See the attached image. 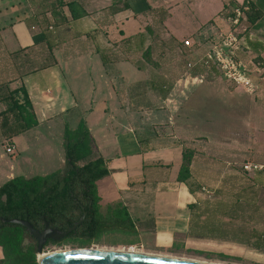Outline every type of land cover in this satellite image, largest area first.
Returning <instances> with one entry per match:
<instances>
[{
	"label": "crops",
	"instance_id": "0c3cea01",
	"mask_svg": "<svg viewBox=\"0 0 264 264\" xmlns=\"http://www.w3.org/2000/svg\"><path fill=\"white\" fill-rule=\"evenodd\" d=\"M243 1L232 2L235 7H231L234 9ZM253 2L262 16L254 24L247 21L242 49H246L252 59L260 55L264 63V9ZM80 3L88 13L83 18L73 20L68 7H64L60 16L56 12L46 14L48 25L31 19L30 27L22 21L30 15L20 13L18 20L8 21L9 18L4 17L9 12L1 8L2 55L12 57L15 52L28 53L36 48L46 49L50 54V45L54 57H48L52 65L25 72L26 83L23 81L12 89L24 85L28 90L39 121L33 129L44 124L51 113H77L74 125L64 122L62 135L66 122L75 128L84 119L95 143L97 154L94 157L109 160L108 169L113 174L112 184L105 181L98 187L97 182L98 192L100 188L103 193L99 194L101 208L106 206L107 211L121 204L119 199L127 201L135 217L131 216L127 205L123 202L121 205L127 208L131 220L137 222L139 219L140 222L146 218L150 221L148 224H152L147 230L152 232L155 244L170 246L177 232L182 230L176 226L177 217L182 214L189 217L198 205L195 194L185 183L179 182L177 176L183 149L190 147V136L198 129L191 128L190 120L192 118L197 124L203 120V109L199 106L205 89L196 86L204 81L207 71L218 74L215 67L202 62L216 41L210 40V36L195 40L192 35L200 34L199 29L183 38L176 35L170 22L176 0H80ZM225 9L223 3L215 17L222 22L218 32L227 31L232 25L233 10L225 15ZM215 18L210 22H215ZM45 28L50 30L48 35H45ZM185 40L191 45L186 46ZM255 65L254 71L261 76L263 87L264 66ZM46 78L49 84L43 86L42 81L40 85L39 80ZM19 82L20 79L13 86ZM3 108L0 103V111ZM40 111L43 118L39 116ZM125 121L130 122L128 126ZM126 127L135 133L134 144L138 147L134 148L133 156L116 148L119 133L115 129ZM33 129L13 137V153H7L0 142V187L16 176L18 164L17 157L5 163L2 160L14 155L17 146L25 153L36 148L35 141L25 137ZM142 143L146 148L139 154ZM39 153L37 149L36 156ZM157 154L162 155L163 162H147ZM136 157L142 159L133 161ZM35 166L40 169L39 161ZM22 167H30L28 158ZM129 169L135 174L127 176ZM145 183H151L149 192L155 191L156 195L144 209L138 199L123 193H132L140 185L145 189ZM159 192L171 194L170 198L157 197ZM182 192L187 194L184 201H181ZM116 193L122 196L114 195ZM182 206L187 207L183 209ZM187 239L190 241L193 236ZM2 253L0 248V258Z\"/></svg>",
	"mask_w": 264,
	"mask_h": 264
},
{
	"label": "rangeland",
	"instance_id": "374dc122",
	"mask_svg": "<svg viewBox=\"0 0 264 264\" xmlns=\"http://www.w3.org/2000/svg\"><path fill=\"white\" fill-rule=\"evenodd\" d=\"M58 1L0 0V12H3L1 8L9 12L8 16L4 17V19L9 18L8 21L18 20L20 13H25L36 21L48 25L47 21L45 22L46 14L50 8L56 6ZM237 1L176 0V3H173L170 22L180 38L185 35L190 36L195 29H199L200 34L192 35L195 40L211 35L218 40V30L222 27V22L220 18L219 20L215 18L217 12L224 3L227 7L224 14L227 15L230 7L233 6L231 3L235 4ZM251 1L257 2L264 9V0ZM51 11L60 16V10ZM212 18H215V22H210ZM245 27H248V23H243L241 29ZM209 46L207 44L206 48ZM203 50L204 48L200 52ZM48 57L47 50L41 48L33 49L28 53L12 54V57L2 55L0 52V93L6 94L8 89L21 85L24 81V73L46 64ZM239 57L251 69L254 70L257 67L250 53L242 49V46ZM216 71L218 74H210L207 71L204 81L196 86L205 89L199 106L203 109V120L197 124L193 123L190 117L191 128L195 126L198 129L189 139L190 147L195 150V158L193 177L188 181V185L195 194L198 205L192 215L190 214L191 217L183 214L177 217L176 226L181 227L182 230L177 232L173 244L166 247L155 244L152 232L147 230L152 228V224H148L150 221L144 218L145 221L138 222L139 219L137 222L132 221L135 234L112 232L100 236L89 244H81L80 240H64L48 246L43 249V252L54 249L87 248L123 250L135 246L137 250L144 252L209 262L264 264V184L260 178H252L244 173L242 167L247 161L264 162V86L254 93H248L244 88L225 79L219 70ZM18 79L20 82L13 86ZM39 81L40 85L43 81V86L49 84L47 78ZM25 83L24 81L23 84ZM39 114L40 118H43L41 111ZM76 115L75 111L68 114L51 113L44 124L25 135L28 140L35 141V149L25 153L21 151L20 146H17L15 154L9 155L2 161L5 163L17 157L15 174L26 178L36 175L45 176L57 169H65L63 126L65 121L74 125ZM1 121L0 117V142L5 148L13 147V138H7L1 127ZM124 123L128 126L130 122ZM115 130L119 133L117 150L120 152L126 150L130 154H135L134 148L138 146L134 144V130L130 127ZM142 145L139 154L144 151L143 148H146L145 143ZM37 149L40 150L39 156H36ZM96 154L95 150L94 156ZM26 158L30 161V169L22 167ZM141 159L136 157L133 161ZM163 159L161 154H157L155 159L148 158L147 162L161 163ZM37 161H39L40 169L35 166ZM132 171L129 169L126 172L127 176L135 174ZM112 175L110 173L100 179L98 187L105 181L112 184V178H110ZM136 177L138 178V175ZM145 184H148L147 187L145 185V189L144 186L138 185L139 187H135L132 193L126 191L123 195L134 196L144 208L148 202L154 200L156 195L155 191L149 192L151 183ZM101 193L99 188L98 195L103 194ZM157 194V197L160 196L163 200H168L171 195L167 192ZM114 195L122 196L120 193ZM181 195L183 196L181 201L186 200L187 194L182 192ZM119 200L121 204L123 202L127 205L131 216L135 217L130 204L123 199ZM186 207L182 206L183 209ZM101 211L105 214L106 206H102ZM190 235L193 239L189 241L187 237ZM0 243L7 251L6 258L0 264H39L38 255L30 252L34 247L33 242L24 235L21 228L13 227L3 230L0 233Z\"/></svg>",
	"mask_w": 264,
	"mask_h": 264
},
{
	"label": "trees",
	"instance_id": "16d2710c",
	"mask_svg": "<svg viewBox=\"0 0 264 264\" xmlns=\"http://www.w3.org/2000/svg\"><path fill=\"white\" fill-rule=\"evenodd\" d=\"M64 7H68L73 20L88 15L80 0H59L48 12L58 9L62 13ZM236 7L247 8L245 13L251 24L256 23L262 16V11L251 0H244ZM232 10L233 8L230 11ZM32 18L24 17L22 21L27 22L30 27L29 20ZM49 32L50 30L45 28V35ZM215 38L213 35L209 37L210 40L217 42ZM48 49L50 58L53 59L52 47L48 45ZM13 54L16 55L18 52ZM253 61L260 67L264 66L260 55L254 57ZM50 65L52 64L47 61L38 68ZM247 74L257 86L262 87L261 76L257 72ZM0 103L4 106L0 111L1 127L8 139L23 134L39 124L29 92L24 85L8 89L6 94L0 93ZM63 137L65 169L55 170L45 176L36 175L26 178L17 175L7 180L0 187V217L8 220H27L37 229H43L48 223L59 231H66L81 218L83 213H86L84 221L64 239L80 240L81 244L92 243L100 236L112 232L135 234L133 222L125 206L119 204L114 208H108L105 214L101 212L97 182L110 174L109 160L102 156L94 157L95 143L85 120H80L75 128L70 127L66 122ZM194 158L195 150L185 147L177 176V180L185 183L191 192L193 191L188 181L193 177ZM244 173L252 178H260L264 184L263 175L246 171ZM13 227L21 228L24 235L32 240L34 247L30 252L36 253L35 239L25 227L0 220V233L6 228ZM0 247L6 258L5 247L1 243Z\"/></svg>",
	"mask_w": 264,
	"mask_h": 264
},
{
	"label": "built area",
	"instance_id": "2783aa9c",
	"mask_svg": "<svg viewBox=\"0 0 264 264\" xmlns=\"http://www.w3.org/2000/svg\"><path fill=\"white\" fill-rule=\"evenodd\" d=\"M246 9L241 7L233 9L234 17L231 18V27L227 31L218 32V41L207 51L202 62L208 67H216L225 79L244 88L246 92L254 93L259 89V86L247 73L257 71L251 69L238 55L245 40L244 35L247 32V27L241 29L243 23L248 21ZM184 44L190 46L191 42L185 40ZM6 152L13 153V147H7ZM242 167L248 173L264 176V162L247 161L243 163Z\"/></svg>",
	"mask_w": 264,
	"mask_h": 264
},
{
	"label": "water",
	"instance_id": "95a60500",
	"mask_svg": "<svg viewBox=\"0 0 264 264\" xmlns=\"http://www.w3.org/2000/svg\"><path fill=\"white\" fill-rule=\"evenodd\" d=\"M86 213L66 231H59L57 228L51 227L48 223L42 230L35 228L29 221L23 219H3L7 223L17 224L25 227L32 237L37 240V255L43 252L44 244L47 240L61 241L67 237L72 231L84 221ZM39 264H197L173 259H165L159 257L143 256V255H127L113 253H97V252H79L54 255L46 257L39 261Z\"/></svg>",
	"mask_w": 264,
	"mask_h": 264
},
{
	"label": "bare ground",
	"instance_id": "6f19581e",
	"mask_svg": "<svg viewBox=\"0 0 264 264\" xmlns=\"http://www.w3.org/2000/svg\"><path fill=\"white\" fill-rule=\"evenodd\" d=\"M79 252H97V253H113V254H127V255H143V256H151V257H159L165 259H173L185 262H192L197 264H226L223 262H209L203 261L195 258H187L181 256H173V255H165L159 253H149L137 250L136 247L131 246L130 248H124L123 250H109V249H95V248H87V249H54L52 251L42 252L38 255L39 261L43 260L46 257L61 255V254H69V253H79Z\"/></svg>",
	"mask_w": 264,
	"mask_h": 264
},
{
	"label": "flooded vegetation",
	"instance_id": "af4514ba",
	"mask_svg": "<svg viewBox=\"0 0 264 264\" xmlns=\"http://www.w3.org/2000/svg\"><path fill=\"white\" fill-rule=\"evenodd\" d=\"M39 230H42V229H39ZM33 238H34V237H33ZM34 239H35V238H34ZM64 239H65V238H64ZM64 239H63V240H64ZM63 240H61V241H63ZM61 241H53V240L49 239V240H47V242L44 244L43 249L47 248L48 246L55 245V244H57L58 242H61ZM35 244H36V249H37V240H36V239H35ZM36 254H37V252H36ZM4 259H5V255H4V253H2V258L0 259V263H2Z\"/></svg>",
	"mask_w": 264,
	"mask_h": 264
}]
</instances>
